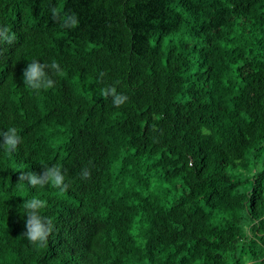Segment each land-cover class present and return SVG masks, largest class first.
<instances>
[{"label": "trees", "instance_id": "16d2710c", "mask_svg": "<svg viewBox=\"0 0 264 264\" xmlns=\"http://www.w3.org/2000/svg\"><path fill=\"white\" fill-rule=\"evenodd\" d=\"M0 26V130L22 137L0 148V264H264V0H0ZM33 60L60 64L52 89L24 86ZM53 165L66 192L18 181Z\"/></svg>", "mask_w": 264, "mask_h": 264}, {"label": "clouds", "instance_id": "9594fccd", "mask_svg": "<svg viewBox=\"0 0 264 264\" xmlns=\"http://www.w3.org/2000/svg\"><path fill=\"white\" fill-rule=\"evenodd\" d=\"M52 18L59 22L63 28H76L79 26V19L75 13H62V10L53 7L51 9ZM17 39L16 33L7 26H0V45H12ZM63 74L60 64L53 60L51 63H40L33 60L23 71L24 86L34 91L49 90L55 86L53 76ZM104 74L101 73V76ZM100 95L107 99L112 97V103L116 107L125 104L128 97L122 93H118L114 86L104 87L100 89ZM0 148L11 154L22 143V137L19 135L16 127H9L7 131L0 130ZM43 172L40 174L34 172H20L18 176L19 183L27 182L33 188L44 187L50 185L57 188L61 193L66 192L69 184L65 183V176L58 166H42ZM82 179H90V172L87 168L81 170ZM25 209L26 220L25 228L21 236L25 237L28 242L38 248L46 247L49 243V237L55 230V225L50 217L42 214V209L46 205V201L33 197L27 199L22 204Z\"/></svg>", "mask_w": 264, "mask_h": 264}]
</instances>
